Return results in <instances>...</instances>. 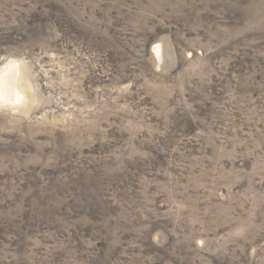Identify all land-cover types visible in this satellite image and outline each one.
<instances>
[{
  "label": "rangeland",
  "instance_id": "obj_1",
  "mask_svg": "<svg viewBox=\"0 0 264 264\" xmlns=\"http://www.w3.org/2000/svg\"><path fill=\"white\" fill-rule=\"evenodd\" d=\"M10 71L0 264H264V0H0Z\"/></svg>",
  "mask_w": 264,
  "mask_h": 264
},
{
  "label": "bare ground",
  "instance_id": "obj_2",
  "mask_svg": "<svg viewBox=\"0 0 264 264\" xmlns=\"http://www.w3.org/2000/svg\"><path fill=\"white\" fill-rule=\"evenodd\" d=\"M11 71L4 73V76L2 75V73L0 74L3 76H0V100L7 99L8 101H11L13 98L16 97L18 93L16 86V77H14V74L11 73Z\"/></svg>",
  "mask_w": 264,
  "mask_h": 264
}]
</instances>
